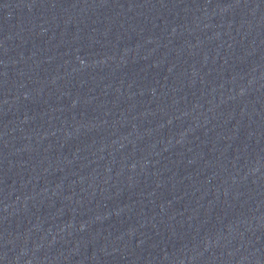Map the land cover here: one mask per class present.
Listing matches in <instances>:
<instances>
[{
    "label": "water",
    "instance_id": "obj_1",
    "mask_svg": "<svg viewBox=\"0 0 264 264\" xmlns=\"http://www.w3.org/2000/svg\"><path fill=\"white\" fill-rule=\"evenodd\" d=\"M0 264H264V0H0Z\"/></svg>",
    "mask_w": 264,
    "mask_h": 264
}]
</instances>
